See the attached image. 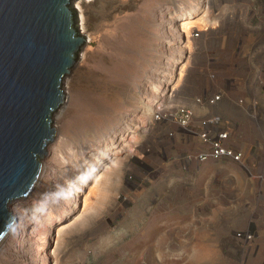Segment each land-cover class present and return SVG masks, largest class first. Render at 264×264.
<instances>
[{
    "label": "rangeland",
    "instance_id": "obj_1",
    "mask_svg": "<svg viewBox=\"0 0 264 264\" xmlns=\"http://www.w3.org/2000/svg\"><path fill=\"white\" fill-rule=\"evenodd\" d=\"M77 1L85 40L61 83L66 96L52 113L56 137L45 146L51 152L39 157L44 195L10 203L22 211L11 230L22 231L7 238L17 251L7 256L0 250V264H264L263 249L260 255L255 246L264 240L255 241L259 233L245 227L249 220L264 226V209L252 208L264 203V174L250 171L247 161L244 174L228 158L196 160L203 147L196 136L153 119L154 109L172 113L185 106L177 102V88L187 39L204 23L215 45L222 35L231 47L237 36L246 47L258 42L248 60L231 54L230 67L231 76L240 64L254 78L251 94L258 106L240 111L225 129L233 130L237 145L258 141L264 152V33L251 27L250 11L259 8L264 24L260 0H195L188 14L187 3L180 4L185 0H71L73 8ZM184 17L192 25L189 34L179 26ZM178 43L188 45L177 60L178 74L167 95L143 111L138 104L165 84L166 53ZM60 105L66 108L57 115ZM225 144L231 145V136ZM244 210L247 215H237ZM242 230L251 239L232 251L230 236Z\"/></svg>",
    "mask_w": 264,
    "mask_h": 264
},
{
    "label": "water",
    "instance_id": "obj_2",
    "mask_svg": "<svg viewBox=\"0 0 264 264\" xmlns=\"http://www.w3.org/2000/svg\"><path fill=\"white\" fill-rule=\"evenodd\" d=\"M71 0H0V242L54 135L61 83L84 42Z\"/></svg>",
    "mask_w": 264,
    "mask_h": 264
},
{
    "label": "crops",
    "instance_id": "obj_3",
    "mask_svg": "<svg viewBox=\"0 0 264 264\" xmlns=\"http://www.w3.org/2000/svg\"><path fill=\"white\" fill-rule=\"evenodd\" d=\"M260 2L262 3V0H260ZM259 10V8H255L254 10L252 8L250 9V11L252 12L251 22L255 24L254 26L251 25V27H255V30L258 29L259 31H261V33H264V24H261L259 20ZM214 26L216 25H213L210 28L213 29ZM208 30L209 29L205 27L197 32L196 36H188L190 48L188 49V45H185V48H187V50L185 51L186 60L183 65L184 74L182 75L180 86L177 88V91L178 89L181 90L179 98L177 96V102L181 101L182 104L188 106L194 116H201V113L203 112H216L226 116L230 120H233V116H236L240 111L242 112L243 109L254 111L258 106V103L251 94V92L254 93L252 88H254V90L257 89L256 86L254 87L253 84H251L254 78L252 77L251 79H249V77L242 72L240 64L238 66V69L231 76V54L236 58L239 55L241 57L246 56L247 58L249 56V48L254 49L258 42H252L248 45V47H246L247 44L245 43L243 38L237 36V40L234 43L235 45L233 46L232 44L231 47V43H227L224 40V36L222 35L220 41L216 43L217 45H215L212 41L207 40L208 33L204 31ZM210 36H212V34ZM238 50H240V52H238ZM243 51H245L246 53ZM227 59H229L228 62H225ZM215 93H220V97L214 105L207 106L204 101L198 103L194 102V98L196 96L203 98L205 96H211ZM239 98H242V104H238L236 102V100ZM240 147L244 151V158L249 164L250 171L253 168L252 170L255 169V172L263 175L264 152L260 151L263 145L258 141H254L251 147L248 145V143L245 144V142L244 144H241ZM231 164L236 165V163L232 161ZM257 166H259V168H257ZM235 171L237 173L247 174V171L239 165L238 170L236 169ZM260 185L261 183L257 181L256 186ZM249 188L251 189V185L249 186ZM252 208L263 210L264 203L255 202ZM252 208L249 212L250 216L253 215L251 214ZM237 215H247L246 210H244L243 212H238ZM245 227L253 228L256 232L259 233V238L255 237V241L264 240V236L262 235L264 226H262L260 223L256 224L249 220L247 221ZM232 236L233 233L230 236L229 246L231 247V250H241L242 245L235 241L236 239ZM255 246H257L256 248L258 249V253L261 252V248L264 252V245L259 246V244H256ZM205 249L207 250V253L214 254L212 250L210 251L208 248ZM249 250H251V248ZM207 253H204L203 256L205 255V257H207Z\"/></svg>",
    "mask_w": 264,
    "mask_h": 264
},
{
    "label": "built area",
    "instance_id": "obj_4",
    "mask_svg": "<svg viewBox=\"0 0 264 264\" xmlns=\"http://www.w3.org/2000/svg\"><path fill=\"white\" fill-rule=\"evenodd\" d=\"M262 11L264 12V1H262ZM193 36L197 35V31L192 32ZM261 88L264 89V83ZM220 93L212 94L211 96H205L203 98L196 96L194 102L204 101L207 106L214 105L219 99ZM242 98L236 100L238 104H242ZM248 111L247 109H243ZM169 120L180 127L181 132L186 135H194L196 139L203 145V147L196 153L194 158L202 161L206 158L219 159L228 158L238 163L244 170L248 171L247 162L244 158V151L233 141V130L231 133L225 129L226 126L232 127V119L230 120L226 116L210 112L201 116H194L188 106H177L173 109L172 113L161 112L159 109H155L153 112V119ZM231 136V145L225 144ZM233 237L238 243L245 244L251 239V233L249 231H236L233 233Z\"/></svg>",
    "mask_w": 264,
    "mask_h": 264
},
{
    "label": "bare ground",
    "instance_id": "obj_5",
    "mask_svg": "<svg viewBox=\"0 0 264 264\" xmlns=\"http://www.w3.org/2000/svg\"><path fill=\"white\" fill-rule=\"evenodd\" d=\"M194 1L195 0H185V2L184 3H182V2H180V4H182V5H185V3H187V10H185V14L187 13H189V11L192 9V7L194 6L193 4H194ZM190 2V3H189ZM75 6V8H74V10H76V11H78V16H77V21H78V31L80 32V33H82L83 31V15H82V10H81V8H80V3L77 1L76 2V4L74 5ZM85 20V19H84ZM167 21H170L171 20V18L170 17H168V19H166ZM182 20V23H180L179 24V26H182V27H184V29L182 30V32L183 33H188V29H190L189 27L190 26H192V25H190L189 24V20H187L185 17H184V19H181ZM185 20V21H184ZM206 23V22H205ZM85 25V24H84ZM203 26V28H204V26H205V24L203 23L202 24ZM85 27V26H84ZM186 34H184L185 36H187ZM189 34V33H188ZM187 38V37H186ZM187 41L189 42V39H187ZM187 42V43H188ZM176 44V43H175ZM84 45V44H83ZM184 46L185 45H181V43H178L177 45H173V47L172 48H168V52L166 53V61L164 62L165 63V66H167V70H168V75H167V77H166V80H165V84L160 88V89H158V90H156V92H155V94H154V96L151 98V99H148L147 101H145V100H143V101H141L140 102V104H138V107H140L143 111H149V110H151V109H153L156 105H157V103H158V101L159 100H161L162 98H164L166 95H167V93H168V88L171 86V84H172V78L174 77V75L177 73L178 74V72L176 71L177 69H176V67L178 66L177 65V60H178V58H179V55L181 54V53H183V50H184ZM186 47V46H185ZM79 54V53H78ZM82 54H83V52H82ZM177 65V66H176ZM178 70H179V68H178ZM181 73V72H180ZM67 76V75H66ZM63 81V80H62ZM63 83V82H62ZM175 84V83H174ZM170 89V88H169ZM62 93H63V95H64V97L66 96L65 95V91H64V88H62ZM150 96H152V95H150ZM63 97V98H64ZM66 100V99H65ZM155 100V101H154ZM64 100H62V102H63ZM160 102V101H159ZM60 106H62V105H60ZM66 107L63 105L59 110H58V112H57V115H62L63 114V112H64V109H65ZM57 109V108H56ZM155 110V109H154ZM153 110V111H154ZM131 116V115H130ZM130 121V120H129ZM129 124H127V128L129 127L128 126ZM52 126L54 127V136L56 137V126L55 125H53L52 124ZM129 134V133H128ZM127 134V135H128ZM54 137V138H55ZM134 142V141H133ZM45 153H47V151H49V152H51V149L50 148H47V147H45ZM48 166V165H47ZM47 168V167H46ZM43 170L41 169V171H40V174H39V177H38V179L36 180V182H35V184L33 185V187H32V189L28 192V194L27 195H25L24 197H21V198H17V199H15V203L17 202V201H19L17 204H20L21 202L22 203H24V202H28V201H30V199H33L32 197L34 196V199L36 198V196H39V198L40 197H42V195H44V185H41V183L39 182L40 181V177H42V175H45V173L44 172H42ZM53 172V168H52V171H51V173ZM56 172V171H55ZM56 174V173H55ZM100 176V175H99ZM49 177H51V175H49L48 176V178ZM98 178V177H97ZM51 179V178H50ZM94 184H96V180L94 181V183L91 185V186H89V188H88V190H87V192L85 193V195L83 196V199H82V206H84L85 204H86V201H87V199H88V196H89V194L92 192V187L94 186ZM94 190V189H93ZM41 199V198H40ZM49 198H46L44 201H46V200H48ZM13 201H14V199H13ZM14 203V204H15ZM12 204V203H11ZM10 205V204H9ZM9 205H8V209L11 211V213H12V215L13 216H15V214H17V216H21V214H22V211H21V207L20 206H14V208L11 206L10 208H9ZM12 208H13V210H12ZM21 220V218L19 219V221ZM18 226H20L21 227V224H20V222H18V224H16L15 225V228H17ZM60 228V227H59ZM59 228L57 229V234H58V231H59ZM11 229H13V227L12 228H10V230L7 232V236H5V238L0 242V250H2V252H4V251H6L7 252V254H5V255H7V256H9L11 253H13V252H16L17 250V247L14 245L15 243V241H13V243H9V242H6L7 241V238H9V236L10 235H12V239L13 240H15V238H17L20 234H21V231H22V228L20 229V232H17L16 230L18 229H16V230H14V231H12ZM6 244V245H5ZM18 246V245H17ZM2 248V249H1ZM6 256V257H7ZM21 264V263H20Z\"/></svg>",
    "mask_w": 264,
    "mask_h": 264
}]
</instances>
